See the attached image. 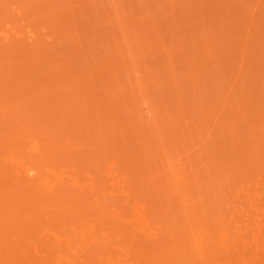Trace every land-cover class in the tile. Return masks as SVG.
<instances>
[{
    "label": "rangeland",
    "instance_id": "rangeland-1",
    "mask_svg": "<svg viewBox=\"0 0 264 264\" xmlns=\"http://www.w3.org/2000/svg\"><path fill=\"white\" fill-rule=\"evenodd\" d=\"M0 264H264V0H0Z\"/></svg>",
    "mask_w": 264,
    "mask_h": 264
}]
</instances>
